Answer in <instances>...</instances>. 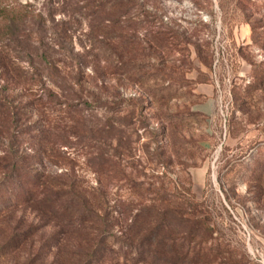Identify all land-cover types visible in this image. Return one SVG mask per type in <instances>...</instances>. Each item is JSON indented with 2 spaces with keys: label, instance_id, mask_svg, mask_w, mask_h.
Wrapping results in <instances>:
<instances>
[{
  "label": "rangeland",
  "instance_id": "1",
  "mask_svg": "<svg viewBox=\"0 0 264 264\" xmlns=\"http://www.w3.org/2000/svg\"><path fill=\"white\" fill-rule=\"evenodd\" d=\"M0 100V264H264V0H0ZM9 149L104 224L2 197Z\"/></svg>",
  "mask_w": 264,
  "mask_h": 264
},
{
  "label": "trees",
  "instance_id": "2",
  "mask_svg": "<svg viewBox=\"0 0 264 264\" xmlns=\"http://www.w3.org/2000/svg\"><path fill=\"white\" fill-rule=\"evenodd\" d=\"M8 102V101H7ZM2 102L0 100V115H4L6 121L9 124L14 125V107L10 102ZM15 151L8 150L5 156L1 157L7 164V172L3 176V184L7 181H11L10 178L16 179L18 185H15L13 192L8 194H2V197H8L12 203L19 204L21 202H31L38 201L41 207L44 209L42 211L48 215L55 216L58 222L63 224L65 227L71 225H80L94 228L97 224L103 221V217L100 214L99 208L96 204L92 202V199L84 193V189L81 186H77L76 181H72L69 184H52V182L47 183L45 181L41 182L38 173H31V170L24 165L25 162L20 160L16 161ZM100 157H103L102 152ZM40 158V156L38 157ZM2 161V160H1ZM43 187V195L39 200L38 190ZM0 189V193H1ZM102 220V221H101ZM176 221H182L178 218L173 211H164L160 216L153 221V225L146 230V233L140 240H148L149 244L154 243L162 246H168L173 243L175 237L173 235L172 226ZM104 224V222H102ZM90 230L89 228H87ZM11 239H16L19 242V237L13 234ZM105 239L101 235L95 242L94 255L98 259H101L105 254L104 249ZM11 242V241H9ZM12 243V242H11ZM152 245V244H151ZM194 256H199L201 253V248L192 251ZM167 255H170L169 261L166 264H178L177 255L171 256L172 253L176 254L178 251L168 247ZM185 255V254H184Z\"/></svg>",
  "mask_w": 264,
  "mask_h": 264
}]
</instances>
